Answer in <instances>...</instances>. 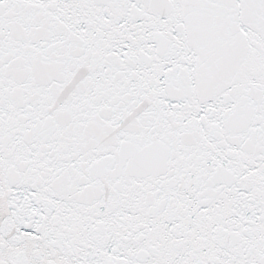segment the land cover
Segmentation results:
<instances>
[{
	"label": "snow or ice",
	"instance_id": "1",
	"mask_svg": "<svg viewBox=\"0 0 264 264\" xmlns=\"http://www.w3.org/2000/svg\"><path fill=\"white\" fill-rule=\"evenodd\" d=\"M0 264H264V0H0Z\"/></svg>",
	"mask_w": 264,
	"mask_h": 264
}]
</instances>
